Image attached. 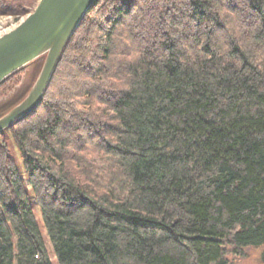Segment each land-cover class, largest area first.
I'll list each match as a JSON object with an SVG mask.
<instances>
[{
    "label": "trees",
    "instance_id": "obj_1",
    "mask_svg": "<svg viewBox=\"0 0 264 264\" xmlns=\"http://www.w3.org/2000/svg\"><path fill=\"white\" fill-rule=\"evenodd\" d=\"M6 131L58 264L264 262V0L92 3L0 132V264H52Z\"/></svg>",
    "mask_w": 264,
    "mask_h": 264
},
{
    "label": "water",
    "instance_id": "obj_2",
    "mask_svg": "<svg viewBox=\"0 0 264 264\" xmlns=\"http://www.w3.org/2000/svg\"><path fill=\"white\" fill-rule=\"evenodd\" d=\"M95 0H38L13 29L0 35V83L45 55L27 95L0 117V132L32 113L41 103L61 53Z\"/></svg>",
    "mask_w": 264,
    "mask_h": 264
},
{
    "label": "rangeland",
    "instance_id": "obj_3",
    "mask_svg": "<svg viewBox=\"0 0 264 264\" xmlns=\"http://www.w3.org/2000/svg\"><path fill=\"white\" fill-rule=\"evenodd\" d=\"M37 2L38 0L35 2V4L32 7H30L31 8L30 11L33 10ZM28 13H24L16 16L12 14L0 15V34L5 33V31L7 32L13 29L25 18V16ZM44 60H45L44 55L36 58L32 62L28 63L27 65L19 69L12 76V79L9 78L10 80H7L5 84L3 83L0 84V117L3 114H5L7 111H9L13 106L18 104L27 95L28 91L34 84L40 72ZM5 139L7 140L9 146L10 155L12 156V158L15 160V162L20 168V173L22 175L24 184L29 192L30 201L32 203L36 217L39 221L40 230L42 232V236L44 238L45 245L49 253L50 259L52 261V264H58L52 243L49 239L45 226L42 222L40 209L33 196V191L29 186L28 176L23 167L19 150L16 147V144L10 132L6 131ZM261 251H262L261 246H257V247L248 246L240 250L239 253L236 254L228 253L227 257L230 260L231 264H264V262L260 260Z\"/></svg>",
    "mask_w": 264,
    "mask_h": 264
},
{
    "label": "bare ground",
    "instance_id": "obj_4",
    "mask_svg": "<svg viewBox=\"0 0 264 264\" xmlns=\"http://www.w3.org/2000/svg\"><path fill=\"white\" fill-rule=\"evenodd\" d=\"M6 32V31H5ZM4 34V33H1V35Z\"/></svg>",
    "mask_w": 264,
    "mask_h": 264
},
{
    "label": "built area",
    "instance_id": "obj_5",
    "mask_svg": "<svg viewBox=\"0 0 264 264\" xmlns=\"http://www.w3.org/2000/svg\"><path fill=\"white\" fill-rule=\"evenodd\" d=\"M1 35V34H0Z\"/></svg>",
    "mask_w": 264,
    "mask_h": 264
}]
</instances>
